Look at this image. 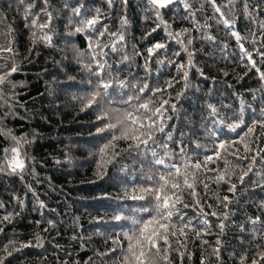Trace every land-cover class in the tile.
<instances>
[{"label": "trees", "instance_id": "1", "mask_svg": "<svg viewBox=\"0 0 264 264\" xmlns=\"http://www.w3.org/2000/svg\"><path fill=\"white\" fill-rule=\"evenodd\" d=\"M69 3L75 5L82 3L86 9H94L101 7L108 13L107 4L104 0H68ZM139 0H130L127 11L129 24L126 34V54L132 57L131 65L123 63L120 66V72L117 73L116 62L120 60V56L109 54L108 62L113 65V76L119 75V78H124L134 74L136 79L133 84L139 83L141 86L145 80L151 88L165 87V82L175 77L180 80L182 74L178 73L176 68L168 64L158 63V59H164L163 51L160 50L159 56H154L149 61L150 73H145L144 64L147 57L146 49L151 43L164 41L167 39L164 30L158 29L148 40H143L145 32L154 27L151 21L145 23L142 19L144 13V4ZM40 7H43L42 0H38ZM65 0H50L52 10L57 12L53 20L55 35L53 36V48H47L43 45H38L36 51L39 55L33 53L30 57L31 62L26 60L29 57L28 49L30 44V30L25 28L24 20L18 9L15 0H0V12L3 13L7 23L14 29L13 35H0V45L8 46L9 41H12L11 46L14 53H4L0 56V75L10 71L13 63L19 65V71L9 77V82L0 85V91L5 95H12L13 91L17 93L18 100L25 104V108L19 109L21 116L25 119L8 118L5 124L13 130V134L17 137L27 134L29 139L36 135L34 143L27 145L24 149L26 153L34 158V161L28 164V170L31 171L35 167L36 171L42 180V183L37 184L30 176H25V181H21L19 176H4L0 175V200L6 204V209H0V215L5 211H19L12 200L13 195H18L26 201V207L19 217H17L11 225H5V231L0 233V249L10 241L15 240L17 245L21 242L26 243L33 239V233L41 232L46 236L48 242L43 248H28L20 253H15L14 257L9 258L11 264H86L91 259L92 264H121L122 257L127 250L129 240L124 236L128 233L130 236L139 235L140 228L144 221L150 219L147 208H141V205L153 207V215H155L154 191L144 192L143 195L148 197L146 201H132L127 198L132 194V190L139 191L142 188L152 187L158 189L163 182L161 176L169 177L171 180L174 173L167 172L163 166H156L152 161L151 154L144 158L143 153L137 155L135 151L131 155L127 154L128 144L130 141L119 140L116 142L115 151L122 154L119 165L113 167L107 165L103 179L100 178V173L97 168V163L100 161L99 149L110 139L112 132H105L97 135L96 129L104 126L110 121L103 119L97 121V116L107 114L112 118L111 122L117 120L124 121L126 114L129 111H134L136 108L135 100L133 104L127 106L129 96H134V90L130 89H110L111 97L108 100L104 99L103 94L95 101V104L81 110L84 104H87L92 95L97 90V81L93 77L89 84V75L83 70V64L91 61V52L88 49V37L93 36L88 34H75L71 37L66 35L68 31L67 20L71 13L64 10L63 5ZM11 5V6H10ZM39 11V7L35 9ZM121 6L117 2L114 10L111 11L108 18L103 23L107 24L112 31L120 28ZM207 15H212L211 6H207ZM165 19L173 22L171 12L165 13ZM203 22V17H200ZM7 27V26H5ZM182 27H190L188 22L174 21L173 28L179 30ZM249 25L243 19L239 18L238 29L242 34L247 35ZM217 40L229 43V51L235 50V55L230 56L225 60L221 58L219 52H214L210 42L197 40L194 48L199 50L203 47L202 52H198L194 62L196 68L202 69L205 76L209 79H204L200 76L196 68L189 69V80L193 87L189 89L184 98H182V111L178 118L169 122L168 131H171V125H176L174 134L175 143L170 144L171 151L177 153L174 157L166 158V163L175 162L178 165H183L188 157L192 159L188 161L189 165L194 162L205 161V156H213V160L207 162V169H225L224 157L226 154L221 150L222 158L217 160L214 153L218 140H239L237 133L241 136L247 131V128L237 129L236 132L224 128V134L218 137L210 136L209 133L201 127V112L202 105L208 99L209 92L213 93V102L219 107L221 104L229 105L235 109H239L240 101L234 93H239L244 98L247 104L253 107L246 110L245 118L248 126H251L252 121L257 118L264 119L260 109L262 107L259 99L253 101L252 90L261 87L258 75L255 70L249 71L240 61L238 48L234 39L228 36L222 26H216L213 22L211 28ZM194 37L199 36V33L193 32ZM94 38V37H93ZM251 37H249V40ZM71 41V43H68ZM104 43H110L108 38H104ZM132 45H136L141 55H135ZM246 47L251 48L250 43ZM179 50V45L175 42L170 43L168 51V59H177L180 62H186L187 56L182 53L180 57H174L173 53ZM77 51L83 52V57L77 56ZM109 51V49H105ZM122 52L120 55H124ZM261 70H264L262 68ZM228 72L225 77L223 72ZM247 72L245 76L244 73ZM243 76V80L240 77ZM74 78L70 80L69 78ZM212 78H215L217 83L213 84ZM24 87L11 88V84ZM231 84L232 87H227ZM200 91L197 92L196 88ZM183 89V81L175 84L174 88L169 89L164 94L163 98H168L169 95L175 96L177 92ZM123 95V99L121 96ZM148 95H151L149 93ZM77 98V99H74ZM147 98V97H145ZM160 97H157L159 101ZM231 115V113H228ZM194 121V125L188 123V119ZM122 127H127L122 123ZM197 130L195 142H198L200 148L195 147V142H192L188 147V156L179 155V140L180 133L187 132L191 127ZM116 134H119L117 132ZM253 135L259 137L264 135V129L257 128L254 134H249V137L244 143H249ZM186 145L189 144L188 138L185 137ZM12 142L0 136V157L4 156V149L10 148ZM264 147V140H261L255 145ZM243 155V144L236 145ZM113 150H109V155ZM170 155V153H166ZM232 171V182L239 183L241 167L244 162L239 161L234 156H226ZM60 163H56V161ZM121 166L127 168V171H121ZM259 167V165H257ZM205 168L194 170L197 178V192L201 201L207 198V202L213 205L212 209L205 207V211L209 213L208 219L212 224L211 235L204 237L209 241V246H203L201 240L196 239L191 233L190 239L187 241L184 248L185 255L181 258L177 252L175 241H172L173 251L170 255L171 264H200L201 259L207 258L209 264H216L215 257L211 255L212 248L215 247L216 236L219 229L216 227L218 220L211 216V211L215 210L218 213H223L222 206L216 207V196L223 197L231 195L228 193V185L221 183L215 184L209 176L214 173H209ZM183 172V167L181 168ZM258 179L253 176L252 180ZM204 183L209 184V190L203 187ZM25 182L32 183L34 189L40 194V199L45 201L48 209H55V212L45 210L43 218L39 211H33L35 198L31 193L27 192ZM181 184L183 178L180 179ZM248 190L239 198L238 203L230 206L233 215L230 217L229 229L226 230L222 237L224 249L221 253L224 264H237L240 255L247 252L250 259L255 256L258 251V245L264 247V227L257 225L253 230L251 224H247L249 216L255 217L261 215L264 218V210L258 211L260 203L264 202V191L259 188H253L251 181H247ZM190 191V190H189ZM185 202L190 205L194 204V200L188 193L184 196ZM189 218H195L197 213L189 209H185ZM121 214L125 219L119 222L113 221L111 218ZM103 217L104 223H95L94 219ZM77 218L78 223H77ZM53 219L57 223V228L52 229L50 233H43V229L47 227V220ZM136 224L133 225V221ZM36 221H41L37 225ZM232 221L235 224H232ZM246 223V230L240 232L235 225ZM152 226L149 225V228ZM203 228V225H198ZM59 233V235L57 234ZM73 235L82 236L81 240H72ZM113 241H118L113 243ZM58 243L61 248L67 251H60L54 247ZM116 248L115 253L108 256H101L99 253L108 252L109 249ZM123 249V251L121 250ZM0 254H3L0 252ZM191 255V259L188 255Z\"/></svg>", "mask_w": 264, "mask_h": 264}, {"label": "snow or ice", "instance_id": "2", "mask_svg": "<svg viewBox=\"0 0 264 264\" xmlns=\"http://www.w3.org/2000/svg\"><path fill=\"white\" fill-rule=\"evenodd\" d=\"M18 9L22 10L21 15L25 22V28L30 30V44L28 49L29 57L26 58L28 62H31L30 57L33 53L39 55L36 51L38 45H43L47 48H53V36L55 35L53 20L57 15V12L52 10L50 0H42L43 7H40L38 0H15ZM107 4L108 13H106L101 7H95L94 9H86L82 3H76L75 5L65 0L63 5L64 10L71 13L67 20L68 31L66 35L71 37L75 34H88L92 33L93 36L88 37V49L91 52V61L83 64V70L89 75V84H91L94 77L97 81V90L90 98L87 104H84L81 110H86L95 104V101L103 94L104 99L108 100L111 97L110 89L119 88L134 90V96H129L127 100V106L133 104L135 100L136 108L134 111H129L124 121L111 122L112 118L107 114L97 116V121L108 119L110 122L106 123L102 127L96 129V134L100 135L105 132H112L110 139L104 143L100 149V161L97 163V168L100 173V178L103 179L105 169L107 165L116 167L119 165V161L122 158V154L119 151H115L116 142L119 140L130 141L128 144L127 154L131 155L133 151L137 155L143 153L146 158L150 152L152 161L156 166H163L167 169V172L174 173V177L161 176L163 181L158 189L152 187L142 188L139 191L133 189L132 194L126 196L132 201H146L148 197L143 195L144 192L154 191V208L155 215H153V207L141 205V208H147L145 213H148L150 219L144 221L143 226L140 228L139 235H129L124 233V236L129 240V244L126 252L122 257L121 264H171L170 255L173 251L172 241H175L176 251L179 252L181 258L185 255L184 251L180 249L184 248L187 241L190 239V233L196 238L201 240L203 246H209V241L204 237L211 235L212 224L210 223L208 216L209 213L205 211V207L212 209L213 205L207 202V198L201 201L197 188V178L194 171H190L189 168L194 170H200L201 168L207 169V162L213 160V156H205V161L194 162L189 165L188 161L184 164L178 165L175 162L166 163V158L174 157L177 153L171 151L170 144L175 143L174 134L177 130L176 125H171L172 130L168 131L169 122L175 118H178L181 111V101L184 98L185 93L193 87L189 80V69L196 68L194 62L198 52L203 51V47L199 50L194 48V44L197 40L210 42L214 48L213 54L219 52L222 59H229L230 56L235 55V50L229 51V43L227 41L221 42L211 34V28L213 22L216 26H222L225 33L234 39L238 48L239 57L241 63L245 67L251 70H255L261 87L252 90L251 95L253 101L259 99L262 107L260 112L264 116V0H139L137 7L140 3L144 4L143 8V21L145 23L152 22L154 27L145 32L142 37L143 40H148L152 37L158 29H163L167 37L164 41H157L151 43L147 47V57L145 59L144 71L150 73L151 69L149 61L154 56L161 54L163 51L164 59H158L160 64L172 65L176 68L177 72L182 74L180 80L175 77L165 82V87L151 88L147 80H145L142 86L137 82L133 84L136 79L134 74H131V67H129L130 75L124 78H119V75L113 76V65L108 62L107 57L109 54H115L120 56V60L116 62L117 73L120 72V66L123 63L131 65L132 57L126 54V34L129 24L127 11L130 4V0H104ZM121 6L120 15V28L116 31H112L110 27L103 23L108 18L116 3ZM210 5L212 9V15H207V6ZM11 6V5H10ZM39 7V11H35ZM171 12L174 21L188 22L190 27H182L179 30L173 28V22L165 19V13ZM200 17H203L201 22ZM248 23L247 35L242 34L238 29L239 18ZM7 26V27H5ZM193 32L199 33V36L194 37ZM14 29L7 23L3 13L0 12V35H13ZM94 37V38H93ZM249 37L251 39L249 40ZM104 38H108L110 43H104ZM175 42L179 45V50L173 53L174 57H180L182 53L187 56L186 62H180L177 59H168V49L170 43ZM71 43V41H68ZM250 43L251 48L246 47V44ZM12 41H9L7 47L0 45V56L4 53L12 54L14 49L11 46ZM135 55H141L136 45H132ZM109 49V51H105ZM124 52V55H120ZM78 57H83L84 53L77 51ZM3 67V66H0ZM200 76L204 79H209L205 76L202 69L196 68ZM19 71V65L13 63L10 71L0 75V85L9 82V77ZM223 75L227 77L228 72H223ZM247 75V72L244 73ZM73 80L74 78H69ZM183 81V89L177 92L174 97L171 95L168 98H163L164 94L169 89L174 88L175 84ZM243 80V76L240 77ZM213 84L217 83L215 78H212ZM21 83L17 85L11 84L12 89L17 87H24ZM227 87H232L231 84ZM196 91L199 92L200 88L197 87ZM151 93V95H148ZM240 101L239 109H235L229 105L221 104L219 107L213 102V93L210 91L208 99L202 105L201 112V127L204 128L210 136L218 137L224 134V128L232 132H236L237 129L243 131L247 128V131L241 136L237 133L239 140H218L216 151L214 153L217 160L222 158L221 150L226 156H234L237 160L244 162V166L241 167L240 175L238 177L239 183L232 182V171L229 164V160L224 157L225 169H207L209 173L214 175L209 176L215 184L221 183L228 185V193L231 195H224L220 197L216 196V207L222 206L223 213L217 211H211V216L216 217L218 223L216 227L219 229V233L216 236L215 247L212 248L211 255L215 257L216 264H224L222 260V251L224 249V242L222 237L225 235L226 230L229 229L230 217L233 215L230 206L238 203L245 192L248 190L247 181H251L253 188H259L264 191V147H257V143L264 140V135H253L252 140L249 143L244 141L249 137V134H254L257 128L264 129V119L257 118L252 121L251 126L246 123L245 112L251 109L253 106L247 104L244 98L239 93H234ZM147 97V98H145ZM157 97H160L157 101ZM123 99V95L121 96ZM77 99V98H74ZM25 104L21 103L17 98V93L13 91L12 95H5L0 91V136L8 138L12 145L10 148L4 149V156L0 157V175L4 176H19L20 180L25 181V176H30L37 184L42 183L39 173L35 167L28 170V164L34 161V158L29 156L24 151L27 145L34 143L36 135L32 139H29L27 134L17 137L13 134V130L8 128L5 121L8 118L25 119L19 113V109L25 108ZM228 113H231L229 115ZM122 123L127 127H122ZM188 123L194 125V121L189 118ZM119 132V134H116ZM197 130L193 126L187 132L180 133L179 140V155L188 156V147L192 142H195ZM185 137L188 138L189 144L186 145ZM243 144L244 153L240 152V149L236 145ZM200 144L195 142V147L200 148ZM109 150H113L109 155ZM166 153H170L167 155ZM60 163V161H56ZM259 165V167L257 166ZM183 167V172L181 168ZM121 171L126 172L127 168L121 166ZM255 176L258 179L252 180ZM183 178L181 184L180 179ZM203 183V187L206 192L209 190V184ZM27 193L35 198V205L33 211H39L41 217L44 216V211L55 212V209H48V205L40 199V194L34 189L32 183L25 182ZM190 190V191H189ZM188 193L194 200V204L190 205L185 202L184 196ZM12 200L15 206L19 208V211H5L0 215V233L5 231V225H11L14 220L22 215L26 201L18 195H13ZM4 201L0 200V209H6ZM192 208L197 213L195 218H189L185 209ZM264 210V202L258 206V211ZM77 218V223H78ZM113 221L119 222L125 219L121 214H116L111 218ZM95 223H104L103 217H97L94 219ZM37 225H40L41 221H36ZM133 225L136 224L134 220ZM247 224H251L253 230L257 225L264 227V218L261 215L252 217L249 216L246 221ZM246 223H240L235 225L240 232L246 230ZM232 224H235L232 221ZM149 225L152 227L149 228ZM203 225V228L198 227ZM57 228V223L53 219L47 220V227L43 229V233H50L52 229ZM59 235V233H57ZM72 240H81L83 244V237L73 235ZM48 242L45 235L41 232L33 233V239L26 243H19L15 240L10 241L9 244L3 246L0 249V264H11L9 258L14 257L15 253H20L24 249L28 248H43ZM118 241H113L117 243ZM54 247L60 251H67L61 248L58 243L54 244ZM258 251L255 256L250 259V264H264V247L257 246ZM123 251V249H121ZM116 248L109 249L108 252L99 253L101 256H108L111 253H115ZM191 259V255H188ZM67 264V262H64ZM86 264H92L91 259ZM200 264H209L207 258H203ZM237 264H249V257L247 252L240 255Z\"/></svg>", "mask_w": 264, "mask_h": 264}]
</instances>
